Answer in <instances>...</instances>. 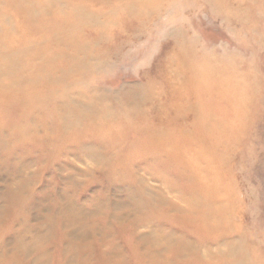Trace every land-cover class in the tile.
<instances>
[{
  "label": "rangeland",
  "instance_id": "obj_1",
  "mask_svg": "<svg viewBox=\"0 0 264 264\" xmlns=\"http://www.w3.org/2000/svg\"><path fill=\"white\" fill-rule=\"evenodd\" d=\"M200 64L204 110L243 117L232 143L179 136ZM198 137L203 155L165 150ZM193 158L207 191L179 180ZM136 219L208 253L176 264H264V0H0V264H144Z\"/></svg>",
  "mask_w": 264,
  "mask_h": 264
},
{
  "label": "bare ground",
  "instance_id": "obj_2",
  "mask_svg": "<svg viewBox=\"0 0 264 264\" xmlns=\"http://www.w3.org/2000/svg\"><path fill=\"white\" fill-rule=\"evenodd\" d=\"M191 50H193V49H191ZM177 58H179V56H177ZM170 69H171V67H170ZM190 70H191L190 72H191V74L193 76V78L191 79V84L194 85V92L196 94V96H195L196 102L194 103L196 106L194 105L195 106L194 111H197L199 109L200 110L203 109V111L201 113H199V114L197 113L198 115L195 117V120H196L195 123L196 124L194 125L193 129H191V130L182 129L183 131H182L181 135H179V136H182V138H185V137H188V136H194L195 134H198V136H200V134H202V135H204L206 133L208 134V133L211 132V130H216L219 133L221 131L224 132V130H225V133L229 137V139H227V140H229V143L230 142L232 143L233 140L235 139V137H237V135H238L237 133L239 132V124L240 123L237 120H238V118L241 119L243 117H239L238 115L234 114L233 115L234 122L232 121L231 124L225 125L226 128H224V127L222 128V126H224V125L220 124V122L218 121L219 120V116H217L216 114H214L210 110H204V107L207 104V102H205V101H209L208 99H206V97H208L210 95H213L216 92H217V94L221 93V92L216 91V90L214 91V93H213V91H209L208 82H207V80L205 81V79H204L205 78V73H207L208 68L205 67L204 65L200 64V65H196V66H191ZM235 74L236 75L234 76V78L232 80L234 83H240L241 84L242 81H240V78L241 79L244 78L245 80L247 79V82H249L248 81L249 76H243L242 74L240 75L238 72L235 73ZM179 76H181V74ZM249 80H250V78H249ZM180 82H181V80H180ZM181 89H183V88H181ZM181 104H180V106L176 105L175 109L173 108L174 113L180 114L181 112H183ZM183 104H184V102H183ZM237 105L238 104H236V106ZM238 107H240V106H238ZM242 124H243V122H242ZM166 132L168 133V131H166ZM167 133H162L160 130H156V131L153 132V134H154L153 136H155L156 138L157 137H166ZM198 138L199 139L191 140V141H189L186 144L184 143L185 145H179V146H172V145L167 146L166 145V147H165L166 149L165 150L166 151H171V152L173 151L174 153H176L180 157L186 158L187 150H190L192 147H195V146H197V147L200 146L201 147V148L199 147L200 148V153L203 155L204 153L208 152V151H206L207 147L205 148L203 145H201V143H200L201 142V140H200L201 137H198ZM217 146H218V144H217ZM191 151H193V150H191ZM171 152H170V154H171ZM194 159L195 158L188 159L189 161L187 163H184V165H183V167L181 169V172L179 171L181 173V175L179 176L180 177L179 180L180 181H185V180L188 181V179H192L193 177H197L198 181H200L202 183V185L204 186L205 190L207 191L208 190V189H206L207 181H206V178H205L206 174L204 175V172L201 171V169L199 168V162L196 159L195 160ZM205 196L207 197L206 198L207 199V205L206 204L205 205L207 207H211L215 212H218L219 209L216 208L215 207L216 204H214L215 199L213 201H211L210 200L211 197H209V195H205ZM202 197H204V196H202V195L201 196H199V195H190L188 197L179 196L180 200L182 202H184L185 205H186L185 208H184V212L189 214V213H192V212L196 211V209L198 207H200V205L203 203V198ZM163 203H164V198H162L161 196H158L157 200H156V204L157 205H161ZM146 205H147V201L145 203L144 199L140 197V198L136 199V204L134 206V209L136 211H138L139 208H142V207L144 208V207H146ZM209 209L210 208H208V211L206 212L207 214L204 216V218L202 220H204L205 224H208L209 226H214L215 225L216 229H218L219 220H218V218L216 216L217 213L215 214V212H214L213 217H212L210 215V213H209ZM180 211L182 212V209ZM136 221H137L138 224H136V227L133 228L134 232L137 233L138 229L143 227V228H145L147 230V233L149 235L146 238H143V235H140V234L137 235V237H139L140 240H139V244L135 245L137 250L142 253V256H143V259H144V264H176L170 259V258L176 259L175 257H177L178 259L189 257V258L193 259L194 261H197L198 259L200 260V255L201 254H202L203 257L207 258L208 253L205 252L206 249L200 254L199 249L196 248V246H194V243H193V245H191L189 243H186L187 241L185 242L183 239L176 237L174 235L175 233L172 234L170 232H166L165 230H163V229H161V228H159V227H157L155 225H151L150 226V225L147 224L148 222H146V220H144V219H140V220L136 219ZM151 235H153V239L150 238L151 240H148ZM19 247L20 246H18L17 248H19ZM136 248H134V249L137 252ZM203 248H205V247H203ZM167 254H169V256H165ZM173 255H174V257H173ZM106 257L107 258L109 257L110 259L108 258V260H110V261H111V259H114V258L117 259L118 258V257H113L112 258V257H110L109 254ZM203 257H201V258L204 259ZM33 264H37V263L35 262Z\"/></svg>",
  "mask_w": 264,
  "mask_h": 264
}]
</instances>
